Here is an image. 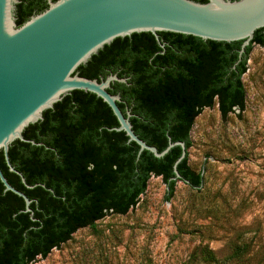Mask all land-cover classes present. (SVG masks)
<instances>
[{"label":"trees","instance_id":"trees-1","mask_svg":"<svg viewBox=\"0 0 264 264\" xmlns=\"http://www.w3.org/2000/svg\"><path fill=\"white\" fill-rule=\"evenodd\" d=\"M16 23L17 27L23 25ZM158 35L170 43L163 55L154 56L145 49L151 42L162 51L154 36L133 34L114 40L75 72L98 82L110 75L125 79V83H111L107 91L120 98L117 106L124 115L130 113L134 134L159 153L169 141L183 143L186 156L177 171L182 182L199 189L201 173L187 166L193 122L203 109L214 104L222 118L235 110L243 111L241 77L252 45L264 48V30L254 33L239 63L242 42L227 44L172 33ZM116 127V118L101 99L73 91L53 109L44 111L42 121L23 131V138L34 145L15 141L9 147L11 166L32 189L9 171L0 151L3 176L32 201L33 213L32 218L24 213L23 200L4 192L0 182V264H31L37 258L45 259L78 230L94 229L108 215H126L146 192L151 176L162 179L167 188L166 200L171 198L177 182L171 181L173 166L181 148H172L160 159L147 151L138 157L135 143H128L123 132L110 131ZM246 248H236L228 261L247 264L249 259L243 256ZM204 259L215 263L211 253Z\"/></svg>","mask_w":264,"mask_h":264},{"label":"rangeland","instance_id":"rangeland-1","mask_svg":"<svg viewBox=\"0 0 264 264\" xmlns=\"http://www.w3.org/2000/svg\"><path fill=\"white\" fill-rule=\"evenodd\" d=\"M241 82L243 111L222 118L214 104L193 122L187 166L201 173L199 189L177 181L166 200L151 176L126 215L78 230L31 264H238L228 259L241 245L247 264H264L263 47L252 45Z\"/></svg>","mask_w":264,"mask_h":264},{"label":"water","instance_id":"water-1","mask_svg":"<svg viewBox=\"0 0 264 264\" xmlns=\"http://www.w3.org/2000/svg\"><path fill=\"white\" fill-rule=\"evenodd\" d=\"M205 1L60 0L17 27V0H0V151L9 171L19 176L26 188H33L11 166L10 145L15 141L34 145L23 138V131L42 121L43 112L53 109L63 97L82 91L95 95L110 108L118 123L110 131L123 132L128 143H135L139 147L138 157L147 151L160 159L179 146L181 155L173 166L171 181L182 182L177 166L186 156L184 144L169 141L160 153L146 145L134 134L130 113L124 115L117 106L120 98L108 93L111 83L126 80L110 75L98 82L81 78L75 71L114 40L141 33L151 34L159 44L158 33L217 43L242 42L239 63L254 33L264 30V0ZM0 182L4 192L23 200V212L32 218V201L14 189L1 170Z\"/></svg>","mask_w":264,"mask_h":264},{"label":"flooded vegetation","instance_id":"flooded-vegetation-1","mask_svg":"<svg viewBox=\"0 0 264 264\" xmlns=\"http://www.w3.org/2000/svg\"><path fill=\"white\" fill-rule=\"evenodd\" d=\"M58 1L60 0H17L14 11L15 24H17L16 22L24 24L32 17L41 15L49 9L51 4L57 3ZM159 42L160 44L156 40L157 47H159L160 50L162 49L161 52L156 50L154 44L151 42H148L147 45H145V49H147L149 52L151 51L154 56L158 54L163 55L165 53V47L170 46V43L165 39L164 36H159Z\"/></svg>","mask_w":264,"mask_h":264}]
</instances>
